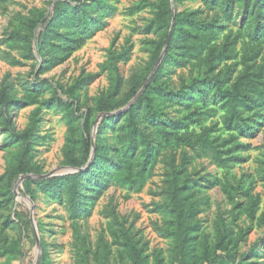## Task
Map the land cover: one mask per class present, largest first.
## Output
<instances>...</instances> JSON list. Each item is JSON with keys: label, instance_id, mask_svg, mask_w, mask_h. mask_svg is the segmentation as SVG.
Returning <instances> with one entry per match:
<instances>
[{"label": "rangeland", "instance_id": "obj_1", "mask_svg": "<svg viewBox=\"0 0 264 264\" xmlns=\"http://www.w3.org/2000/svg\"><path fill=\"white\" fill-rule=\"evenodd\" d=\"M54 1L12 0L0 5V88L9 84L13 97L20 100L19 107L12 110L16 130H24L32 119L37 120L32 162L44 173L62 175L73 171L66 163L68 149L72 157H81L83 119L76 106L91 124L88 137L104 144L109 154L125 158V108L108 113L115 117L96 132L102 121L96 101L101 95L118 100L131 80L145 73L150 51L162 31L157 32L153 26L157 0H106L115 9L103 17L106 25L63 63L43 69L33 43L13 35L12 30L26 32L23 22L40 12H51ZM171 3L177 11L201 10L200 18L213 15L204 0ZM240 10L236 6V23L231 24L234 32H244L246 20ZM205 72L195 63L183 67L166 63L159 82L169 90H177L202 79ZM75 83L77 102L73 103L68 90ZM208 104L216 108V115L205 124L212 121L222 126L220 104L211 97ZM159 106L169 119L186 114L185 109L169 102ZM137 126L151 138H159L141 116ZM6 135L0 125V264H37L40 239L47 264H133L123 243L125 234L142 251L145 264H175L165 206L173 169L184 170L197 182L193 190L202 200L194 218L199 230L198 252L208 250V259L202 264H210L214 253L222 256L221 264L229 257L235 264L241 258L249 264H264V118L250 137L241 138L248 147L242 153L244 160L232 168H221L207 157H195L187 147H163L151 171L147 169V181L141 190L114 180L101 185L94 196L86 190L87 214L76 218L68 210L66 189L59 198L35 190L32 203L28 195L9 191L4 173L17 161L19 145ZM183 152L189 162L183 159ZM137 158L131 157L133 162ZM18 218H29L32 229L28 227L25 234L21 233ZM225 234L231 238L229 250L217 247L219 237Z\"/></svg>", "mask_w": 264, "mask_h": 264}, {"label": "trees", "instance_id": "obj_2", "mask_svg": "<svg viewBox=\"0 0 264 264\" xmlns=\"http://www.w3.org/2000/svg\"><path fill=\"white\" fill-rule=\"evenodd\" d=\"M9 1L12 0H0V5ZM204 1L213 11L209 19L200 18L199 9L177 11L173 9L171 0H157L153 26L162 34L153 44L145 73L133 78L130 87L118 100L113 101L111 95L98 97L96 109L103 114L96 132L115 117L108 113L125 108L124 159L109 154L104 144L88 137L91 124L81 107L76 106L83 119L81 157H72V150L68 149L66 163L73 171L43 176L45 173L32 162L37 120L32 119L24 130H16L12 110L19 107L20 100L11 94L12 86H2L0 125L7 133L6 138L19 145L17 161L4 173L9 191L18 190L21 196L28 195L32 203L36 197L35 190L59 198L66 189L68 210L76 218L87 214L86 190L94 196L99 193L101 185L113 180L141 190L147 181V169L151 171L157 153L163 147H187L193 156L210 158L225 169L242 162V153L248 146L241 138L250 137L260 119L264 118V0ZM236 6H240L246 20L244 32H234L231 28V24L236 23ZM114 10L106 0H56L52 3L51 12H40L23 22L26 32L14 28L12 34L33 43L42 68L48 70L81 49L87 38L106 25L103 17ZM166 63L180 67L195 63L204 67L206 74L187 86L169 90L159 82ZM77 86L78 83H75L68 90L73 103L77 102L73 93ZM210 97L220 104V127L212 121L205 124L216 115V108L207 105ZM58 101L65 103L61 99ZM165 102L185 109L186 114L176 119L165 117L159 106ZM139 116L153 126L159 138L153 139L138 129ZM95 124L93 121L92 126ZM133 155L138 156L135 162L131 159ZM182 157L189 162L185 152ZM135 165L136 168L133 167ZM169 175L165 206L175 264H202L208 259V250L198 252L199 230L194 218L200 211L202 200L198 191L193 190L197 182L182 169H173ZM17 220L21 233L28 227L32 229L29 218L26 221ZM35 240L32 241L34 245ZM123 243L133 264H145L142 251L126 234ZM230 243L231 238L225 234L219 237L217 247L229 250ZM222 262V256L214 253L209 263ZM37 264H47L42 239L39 240ZM225 264L235 262L229 257L225 259ZM236 264H249V261L241 258Z\"/></svg>", "mask_w": 264, "mask_h": 264}, {"label": "water", "instance_id": "obj_3", "mask_svg": "<svg viewBox=\"0 0 264 264\" xmlns=\"http://www.w3.org/2000/svg\"><path fill=\"white\" fill-rule=\"evenodd\" d=\"M171 28H172V26L170 27V30H169V32H168V36H167V41L169 40V37H170V34H171ZM161 59V57L159 58V60ZM158 60V61H159ZM148 81V80H147ZM147 83V82H146ZM144 86H146V84L144 85ZM101 114H103V113H101ZM51 174L50 173H45L43 176H50ZM30 175H23L22 177H29ZM36 240H37V238H36ZM38 248H39V245H38Z\"/></svg>", "mask_w": 264, "mask_h": 264}]
</instances>
